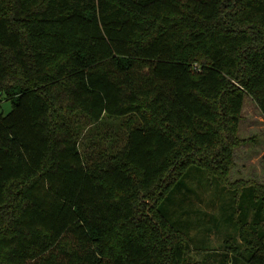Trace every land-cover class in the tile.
<instances>
[{"label":"trees","instance_id":"1","mask_svg":"<svg viewBox=\"0 0 264 264\" xmlns=\"http://www.w3.org/2000/svg\"><path fill=\"white\" fill-rule=\"evenodd\" d=\"M0 93V264H200L193 168L232 194L222 264H264V184L229 177L264 0H0Z\"/></svg>","mask_w":264,"mask_h":264},{"label":"rangeland","instance_id":"2","mask_svg":"<svg viewBox=\"0 0 264 264\" xmlns=\"http://www.w3.org/2000/svg\"><path fill=\"white\" fill-rule=\"evenodd\" d=\"M11 107L10 100L0 93V113L5 115ZM238 136L243 141L234 149L230 179H252L264 184V117L247 94L243 100ZM223 187L203 170L193 168L186 178L183 192L175 195L176 204L172 207L183 210L186 225L188 222L194 224L188 230L189 247L186 249L191 261L222 264L220 259L226 250V239L235 236L233 217L228 209L221 208L228 206L232 194ZM172 219L176 223V217ZM235 240L237 244L240 242L237 236Z\"/></svg>","mask_w":264,"mask_h":264}]
</instances>
